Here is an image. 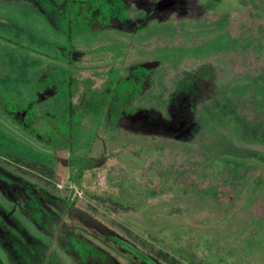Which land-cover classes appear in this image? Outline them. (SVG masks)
Returning a JSON list of instances; mask_svg holds the SVG:
<instances>
[{
  "label": "rangeland",
  "instance_id": "obj_1",
  "mask_svg": "<svg viewBox=\"0 0 264 264\" xmlns=\"http://www.w3.org/2000/svg\"><path fill=\"white\" fill-rule=\"evenodd\" d=\"M157 250L264 264V0H0V264Z\"/></svg>",
  "mask_w": 264,
  "mask_h": 264
},
{
  "label": "trees",
  "instance_id": "obj_2",
  "mask_svg": "<svg viewBox=\"0 0 264 264\" xmlns=\"http://www.w3.org/2000/svg\"><path fill=\"white\" fill-rule=\"evenodd\" d=\"M69 79V77L67 78ZM67 106L69 107V100L67 102ZM49 173V170L48 172ZM153 260L158 262L159 264H177V261L174 260L173 257L166 255L165 252L157 250L154 255H152Z\"/></svg>",
  "mask_w": 264,
  "mask_h": 264
}]
</instances>
